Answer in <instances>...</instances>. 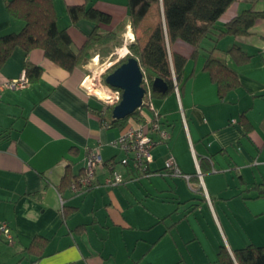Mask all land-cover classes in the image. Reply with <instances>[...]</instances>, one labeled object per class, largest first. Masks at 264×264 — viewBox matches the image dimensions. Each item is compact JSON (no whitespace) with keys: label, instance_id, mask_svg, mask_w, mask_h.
<instances>
[{"label":"crops","instance_id":"1","mask_svg":"<svg viewBox=\"0 0 264 264\" xmlns=\"http://www.w3.org/2000/svg\"><path fill=\"white\" fill-rule=\"evenodd\" d=\"M9 1L0 0V36L24 26L11 15ZM54 2L59 28L80 47L94 24L82 19L72 25L67 7L85 0ZM250 6L247 0L231 5L216 32ZM95 7L112 15L104 32L132 28L127 0H97ZM141 31L131 29L134 37ZM201 46L194 55L181 39L169 45L187 62L180 96H153L170 136L161 140L153 133L158 142L149 175L120 163L124 154L112 142L124 127L105 124L106 104L83 84L88 65L68 71L42 49L14 48L0 83L19 78L27 59L42 73L25 88L0 93V222H8L13 235L10 243L0 232V264H220L223 244L231 253L264 244V197L253 188L264 181V19L249 35L212 34ZM209 51L236 72L237 86L224 97L204 69ZM95 148L105 166L93 187L74 194L70 183ZM167 154L189 180L168 173ZM110 164L123 175L116 186L105 184ZM211 224L215 240L206 230ZM37 237L45 242L40 257L28 248Z\"/></svg>","mask_w":264,"mask_h":264},{"label":"trees","instance_id":"2","mask_svg":"<svg viewBox=\"0 0 264 264\" xmlns=\"http://www.w3.org/2000/svg\"><path fill=\"white\" fill-rule=\"evenodd\" d=\"M96 1L85 0L84 4L67 7L72 25H76L82 19L94 24L85 42L76 48L68 29H61L58 26L54 0L9 1L7 5L11 15L23 20L24 26L19 32L0 36V69L17 46L22 47L27 53L36 48L42 49L51 61L68 71L85 65L86 59L92 56V50L116 37L115 32L102 30V25H109L112 22V15L96 8ZM239 1L241 0H127L130 25L134 33L140 28L142 31L135 42L130 44L129 54L118 65L131 56L136 57L144 74L143 86L146 90L152 89L153 80L160 77L167 82L168 91L166 93L153 91V96L175 92L174 81L176 80L181 88L187 58L170 51L169 45L181 39L194 47L193 54L196 55L202 49L203 41L212 34L216 35V39L224 34L249 35L250 29L257 21L264 19V0H247L251 6L233 16L224 29L216 32L218 20L231 5ZM259 2H263L261 8L257 6ZM154 9L158 15L156 22L152 19ZM149 14L151 21L145 23ZM209 52L204 69L217 83L220 96L224 97L225 92L237 86L236 72L223 59L213 56L212 51ZM25 71L32 82L40 77L42 67L27 59ZM115 105L106 104L104 108L102 117L108 119L106 125L120 124L125 128L129 123H139L155 117L153 110L142 107L130 116L117 120L112 116ZM157 118L160 119L159 116ZM253 188L257 190V197H264V181L255 183ZM28 248L32 254L40 257L44 253L45 242L37 237ZM218 262L264 264V244L249 243L233 249L232 253L223 244L218 251Z\"/></svg>","mask_w":264,"mask_h":264},{"label":"built area","instance_id":"3","mask_svg":"<svg viewBox=\"0 0 264 264\" xmlns=\"http://www.w3.org/2000/svg\"><path fill=\"white\" fill-rule=\"evenodd\" d=\"M29 84L30 81L25 71L19 78L8 79L0 83V93L3 88L22 89L27 87ZM174 87L175 93L177 96H180V86L176 80L174 81ZM85 88L93 95L95 94L92 92V90L98 89L101 91L105 95V98L97 95L95 96L101 99V101L107 105L118 104L122 99V90L112 87L106 82H100L94 88ZM142 107L153 110L155 117L147 118L146 120L139 123H129L121 131L119 136L112 142V145L124 154L120 160L122 165L132 169L141 170V172L149 175V167L151 162L154 160L151 150L158 142L153 138V133L159 132L161 140H167L170 134L166 129L161 127L160 119L157 118L159 113L157 112V109L153 103V89L146 90ZM164 159L165 168L169 171V174L174 176H183L187 180L190 179L191 175L182 172L174 156L167 154ZM104 166V160L99 149L95 148L90 150L86 156V165L84 167L83 173L75 178L70 185L71 191L74 194H82L87 192L95 185L98 168ZM109 167L110 172L105 178V184L108 186H116L122 183L124 180L122 173L118 170H115L113 164H110ZM198 176L200 179V187L203 188V178L200 170H198ZM205 195L209 198L206 192ZM0 232L10 243L13 242V235L8 222H0Z\"/></svg>","mask_w":264,"mask_h":264},{"label":"water","instance_id":"4","mask_svg":"<svg viewBox=\"0 0 264 264\" xmlns=\"http://www.w3.org/2000/svg\"><path fill=\"white\" fill-rule=\"evenodd\" d=\"M143 80L144 74L140 63L133 56L127 58L106 76L107 84L122 90V99L112 111L114 119H124L143 106V99L146 94ZM168 88L169 86L164 79L156 77L153 80L152 89L154 92L166 93Z\"/></svg>","mask_w":264,"mask_h":264},{"label":"rangeland","instance_id":"5","mask_svg":"<svg viewBox=\"0 0 264 264\" xmlns=\"http://www.w3.org/2000/svg\"><path fill=\"white\" fill-rule=\"evenodd\" d=\"M242 5L245 6V5H247V3H243ZM243 9L244 8H242V10ZM157 16H158L157 10L154 9L152 11L153 21H155V22L157 21V19H158ZM149 21H151L150 14L148 15L145 23H148ZM124 27L125 26H123V29L119 30L118 32H115L116 37L114 39H112L109 43H107L105 45L97 46L94 50H92V52H91L92 56L89 57L88 59H86V65H88V69L86 71V74H87L86 77L87 78H85V80L83 82L85 87L94 88L98 85V83L105 82L106 76L110 72H112L116 68V66L121 62V60L124 59L129 54V52H130L129 46L132 42H135L134 40L136 39V37L128 36L129 33L131 32L132 28H124ZM124 46L127 47V52L125 55L121 56L119 49L121 47H124ZM97 55H98V60L94 61L93 60L94 56H97ZM94 91L95 90H93L92 92H94ZM120 166H121V164H120ZM124 167H126V166H124ZM206 222H207V220L204 223H206ZM213 228L214 227L211 224V228L210 229L206 228V230H207V232L208 231L210 232V238L212 240H215L217 235H216V232ZM246 245H248V244H246Z\"/></svg>","mask_w":264,"mask_h":264},{"label":"bare ground","instance_id":"6","mask_svg":"<svg viewBox=\"0 0 264 264\" xmlns=\"http://www.w3.org/2000/svg\"><path fill=\"white\" fill-rule=\"evenodd\" d=\"M129 31H130V30H129ZM126 35H127V34H126ZM128 36L133 37V33L130 32ZM119 52L121 53V54H120L121 56L125 55L126 52H127V47H126V46L121 47V48L119 49ZM93 60H94V61L98 60V55H97V56H94V59H93ZM93 64H94V63H93ZM92 91H93V90H92ZM94 94L97 95V96H100V97H102V98H105V95H104L101 91H99L98 89H95Z\"/></svg>","mask_w":264,"mask_h":264}]
</instances>
